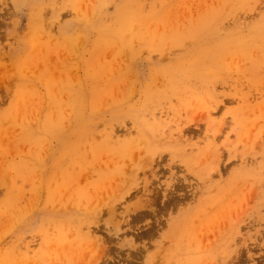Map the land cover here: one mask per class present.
I'll return each mask as SVG.
<instances>
[{
    "label": "rangeland",
    "instance_id": "obj_1",
    "mask_svg": "<svg viewBox=\"0 0 264 264\" xmlns=\"http://www.w3.org/2000/svg\"><path fill=\"white\" fill-rule=\"evenodd\" d=\"M0 264H264V0H0Z\"/></svg>",
    "mask_w": 264,
    "mask_h": 264
}]
</instances>
